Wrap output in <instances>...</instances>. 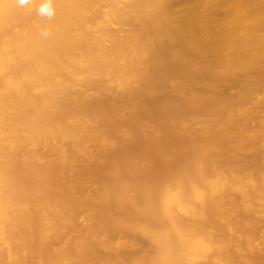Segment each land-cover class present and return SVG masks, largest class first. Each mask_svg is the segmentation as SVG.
Listing matches in <instances>:
<instances>
[{
	"label": "bare ground",
	"instance_id": "1",
	"mask_svg": "<svg viewBox=\"0 0 264 264\" xmlns=\"http://www.w3.org/2000/svg\"><path fill=\"white\" fill-rule=\"evenodd\" d=\"M42 2L20 8L0 0V264H97L111 249L131 247L127 237L109 238L98 219L113 198L126 210L114 223L156 247L127 264H233L242 252L239 241L223 236L234 229L228 211L242 206L243 222L254 213L264 219V170L255 174L251 161L234 168L222 152H201L177 161L155 186L113 167L87 198V221L96 225L58 245L51 240L72 221L73 206L66 191L46 184L51 174L69 176L74 164L91 160L95 146L113 145L109 125L123 115L121 103L130 104L117 129L126 140L150 129L156 142L172 122L183 131L213 128L217 137L228 123L252 117L253 108L223 98L203 118L172 110L155 122L137 110L161 89L184 101L218 74L246 71L249 87L264 66V0H54L52 19L38 14ZM198 94L196 107L204 98Z\"/></svg>",
	"mask_w": 264,
	"mask_h": 264
},
{
	"label": "rangeland",
	"instance_id": "2",
	"mask_svg": "<svg viewBox=\"0 0 264 264\" xmlns=\"http://www.w3.org/2000/svg\"><path fill=\"white\" fill-rule=\"evenodd\" d=\"M173 42L169 46H177ZM246 71H236L232 75L218 74L208 79V83L197 89V93L189 96L184 101L177 94H171L167 89H161L151 96L146 104L137 111L141 117L151 116L156 122L172 110L177 112L178 118L185 115L204 117L216 99H237L243 109H254V114L247 120L231 122L224 134L214 136V129L204 133L201 125H193L189 130L183 131L178 122H172L164 126L153 141L152 130H139L132 140H126L117 131L122 125L125 111L130 109V104L121 103L120 109L123 115L112 118L109 134L114 139L112 146L99 145L93 148L94 156L83 165L74 164L69 176L63 174H51V182L61 191H66L64 201L73 206V218L69 224H61L58 233L51 240L52 245H58L68 241L75 232L85 227H94L95 220L87 221L91 212L87 198L98 190L103 183L110 180L112 168L116 167L123 175H128L129 170L140 177H149L150 184L155 186L161 175L171 174L174 164L184 158L197 157L201 152L218 156L224 153L228 165L241 168L246 161L253 162L252 170L259 174L264 170V126H260L259 119L264 116V100L261 95L264 92V66L253 75V81L249 87H243ZM238 90L243 94L237 95ZM204 98L200 106L195 102L199 100V94ZM112 101L111 97H106ZM245 127L247 129H245ZM197 144H207L208 148H198ZM48 167H56V161L51 153ZM190 170L194 164L190 163ZM258 208V204L254 203ZM108 215L100 214L98 219H104L106 235L113 239L127 237L133 242L131 247L118 246L111 249L97 261L104 264L109 260L114 263L127 264L138 261L155 251V246L136 229H129L124 225L114 223L115 219L125 216L126 210L122 208L115 198L107 203ZM230 208V207H229ZM235 219L234 229L225 231L223 236L229 240L239 241V250L242 255L234 260L233 264H264V247L261 244L264 236V219L259 213L251 215L249 222H243L246 216L242 206H236L228 211ZM94 247L98 242L93 243Z\"/></svg>",
	"mask_w": 264,
	"mask_h": 264
},
{
	"label": "clouds",
	"instance_id": "3",
	"mask_svg": "<svg viewBox=\"0 0 264 264\" xmlns=\"http://www.w3.org/2000/svg\"><path fill=\"white\" fill-rule=\"evenodd\" d=\"M31 2L32 0H15V4L20 8L27 7L31 4ZM38 14L41 17L52 19L55 16L54 0H43L38 9ZM40 34L41 36L47 38L50 35V31L45 28Z\"/></svg>",
	"mask_w": 264,
	"mask_h": 264
}]
</instances>
